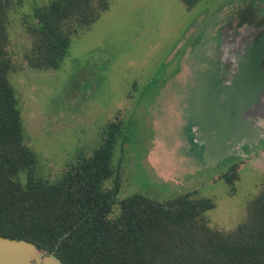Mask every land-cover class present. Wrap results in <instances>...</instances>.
<instances>
[{
    "label": "rangeland",
    "instance_id": "obj_1",
    "mask_svg": "<svg viewBox=\"0 0 264 264\" xmlns=\"http://www.w3.org/2000/svg\"><path fill=\"white\" fill-rule=\"evenodd\" d=\"M49 1L16 0L7 22L9 80L36 171L57 179L118 119L115 174L104 183L120 182L110 217L133 194L163 201L195 192L214 203L210 227L234 229L264 188V128L247 115L264 94V0H201L191 9L179 0H108L71 36L58 68H34L24 58L27 26ZM242 23L221 55L220 35ZM231 166L234 190L220 178Z\"/></svg>",
    "mask_w": 264,
    "mask_h": 264
},
{
    "label": "trees",
    "instance_id": "obj_2",
    "mask_svg": "<svg viewBox=\"0 0 264 264\" xmlns=\"http://www.w3.org/2000/svg\"><path fill=\"white\" fill-rule=\"evenodd\" d=\"M19 1V0H17ZM191 9L201 0H179ZM16 0H0V236L23 239L54 253L62 264H264V188L246 205L234 229L210 227V198L195 192L163 201L133 194L118 202L119 178L111 158L120 134L118 119L108 123L90 152H77L50 181L36 171L37 157L26 144L18 98L9 76L8 12ZM108 0H51L33 9L31 48L26 62L56 69L71 36L88 28L108 9ZM23 176V178H21ZM222 178L234 190L231 166Z\"/></svg>",
    "mask_w": 264,
    "mask_h": 264
},
{
    "label": "water",
    "instance_id": "obj_3",
    "mask_svg": "<svg viewBox=\"0 0 264 264\" xmlns=\"http://www.w3.org/2000/svg\"><path fill=\"white\" fill-rule=\"evenodd\" d=\"M247 115L255 120L258 126L264 128V94ZM0 264H62V262L54 251L46 253L26 240L0 236Z\"/></svg>",
    "mask_w": 264,
    "mask_h": 264
},
{
    "label": "flooded vegetation",
    "instance_id": "obj_4",
    "mask_svg": "<svg viewBox=\"0 0 264 264\" xmlns=\"http://www.w3.org/2000/svg\"><path fill=\"white\" fill-rule=\"evenodd\" d=\"M264 20V18L262 19ZM228 24V23H227ZM229 25V24H228ZM242 25V26H241ZM246 25V24H245ZM245 25L242 23V24H238L236 27L235 26H228V32L224 33L223 35H220L221 38H222V41L224 43V46L220 49V53L222 55L223 53V50L225 48V46L229 43L230 46H233V41H236L238 39V33H239V30H242L243 27L245 28ZM242 28H241V27ZM227 49H229V52H230V55H232V48L231 47H227Z\"/></svg>",
    "mask_w": 264,
    "mask_h": 264
}]
</instances>
